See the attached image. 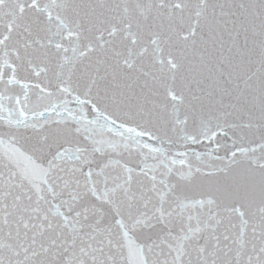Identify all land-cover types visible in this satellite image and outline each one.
Listing matches in <instances>:
<instances>
[{"label": "snow or ice", "instance_id": "snow-or-ice-1", "mask_svg": "<svg viewBox=\"0 0 264 264\" xmlns=\"http://www.w3.org/2000/svg\"><path fill=\"white\" fill-rule=\"evenodd\" d=\"M0 264H264V0H0Z\"/></svg>", "mask_w": 264, "mask_h": 264}]
</instances>
